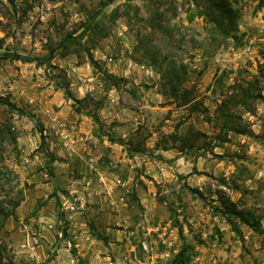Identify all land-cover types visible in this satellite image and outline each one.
<instances>
[{"label": "clouds", "instance_id": "1", "mask_svg": "<svg viewBox=\"0 0 264 264\" xmlns=\"http://www.w3.org/2000/svg\"><path fill=\"white\" fill-rule=\"evenodd\" d=\"M0 264H264V0H0Z\"/></svg>", "mask_w": 264, "mask_h": 264}]
</instances>
